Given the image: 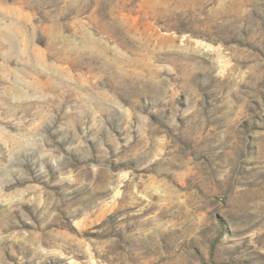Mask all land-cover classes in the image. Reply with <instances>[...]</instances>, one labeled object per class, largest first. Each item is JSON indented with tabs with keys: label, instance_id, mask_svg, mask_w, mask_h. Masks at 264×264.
Segmentation results:
<instances>
[{
	"label": "rangeland",
	"instance_id": "374dc122",
	"mask_svg": "<svg viewBox=\"0 0 264 264\" xmlns=\"http://www.w3.org/2000/svg\"><path fill=\"white\" fill-rule=\"evenodd\" d=\"M0 264H264V0H0Z\"/></svg>",
	"mask_w": 264,
	"mask_h": 264
}]
</instances>
